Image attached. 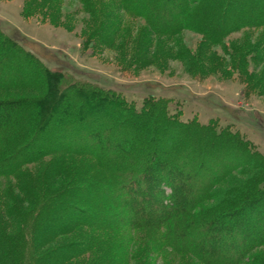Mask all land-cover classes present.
Instances as JSON below:
<instances>
[{"label":"trees","instance_id":"obj_1","mask_svg":"<svg viewBox=\"0 0 264 264\" xmlns=\"http://www.w3.org/2000/svg\"><path fill=\"white\" fill-rule=\"evenodd\" d=\"M79 1L90 12L93 0ZM145 1L153 7L146 6ZM145 1L119 0L113 10L123 13L122 20H143V38L151 42L153 37L175 39L186 30L198 34L203 39L193 56L186 51L178 53L186 65L199 75L214 71L223 78L236 73L244 90L264 93V73L256 71L264 60V0ZM30 2L27 15L50 8L44 0ZM108 19H103L101 23L106 24L93 31L90 39L94 37L97 45L111 48L118 27L115 29L116 18ZM258 31L256 36L248 34ZM240 32L241 49L224 43ZM26 41L21 35L10 37L0 29V138L27 144L41 140L39 146L50 145L42 132L55 117L51 133L59 136L60 142L72 135L87 145L66 151L63 147L36 148L33 154L32 150L26 153L27 144L9 152L1 148L0 181L5 184L0 182L4 199L0 208V264H129L136 251L131 248V232L135 231L157 237V244L165 248L161 251L199 264H261L247 252L258 243L264 245L259 238L264 235V166L241 136L213 121H182L179 103L174 100L148 95L137 106L116 90L77 78L69 72V64L62 65L61 71H51L24 47ZM214 47L220 48L216 57ZM135 48L129 65L148 66V58L141 54L144 48L140 44ZM201 61H205L207 70L197 67ZM14 91L32 95L3 98ZM51 99L57 100L62 109L56 115L47 110ZM100 116L116 124L106 135L114 140H102L105 134L99 128ZM124 128L125 134L144 137L150 131L152 137L141 144L137 140L128 142L122 137ZM156 134L161 139L157 140ZM176 135L191 140L190 144L180 145ZM94 146L96 149L91 150ZM129 146L139 148L138 159ZM66 152L88 155L96 162V170L88 166L76 171L64 164L52 171L65 178L73 173L77 180L71 177L65 190L73 187L71 193L84 192L80 198L79 194L57 193L50 181L45 183L43 179L38 187L35 177L29 175L33 171L27 169L45 157ZM130 160L134 162L132 167ZM233 174L245 176L242 185L230 182L228 192L222 197L218 193L215 206L203 207L202 203L214 199L211 190ZM23 176L26 180L22 183ZM10 178L21 180L15 182L23 193L20 199L10 194L5 182ZM188 188L195 192H187ZM93 193L97 201L92 199ZM70 200L85 206L88 213L72 207ZM123 235L129 242L122 240ZM68 236L72 237L69 242L54 245L58 238ZM150 247L143 251L154 253ZM225 252L228 256L219 255ZM261 260L264 264L263 256ZM173 262L169 264L178 263Z\"/></svg>","mask_w":264,"mask_h":264},{"label":"rangeland","instance_id":"obj_2","mask_svg":"<svg viewBox=\"0 0 264 264\" xmlns=\"http://www.w3.org/2000/svg\"><path fill=\"white\" fill-rule=\"evenodd\" d=\"M44 1H47L46 3L50 8H39L27 15L26 11L31 10L30 0H0V29L10 37L17 38V35L24 37L27 40L23 43L24 47L36 54L51 71H61L63 70L61 67L62 65L69 64V72L74 74L77 78L84 79L100 87L116 90L127 100L133 101L137 106H140L142 98L148 95H154L178 102V108L182 113L180 118L182 121H189L196 118L200 123L213 121L217 123L219 127L228 128L241 136L243 142L248 143V146L253 152L257 153L256 156H254L257 162L263 163L264 166V93L261 92V94H257L256 92L244 90L245 85L240 82L236 73H230L223 78L214 71V73L210 72L199 75L193 68H190L191 66L186 65L184 61L185 58L178 53L186 51L190 56H193L197 52L196 49L201 42V36L186 30L175 39L160 40L159 38L153 37L154 39H152V42L146 40L143 38L144 36L142 34V31L145 29L143 20H131L130 18H124V20H122L121 15L123 13L121 11L119 13L117 11L114 12L113 9L115 4H117L119 0H93L90 12L84 9L82 2L79 0ZM145 2L147 6L148 2ZM93 3H95V6H93ZM148 7L153 6L148 5ZM41 14L45 16V18H43ZM106 16H108L109 19H117L115 29L118 27V34L116 38L114 37L111 48H106L100 44L97 45L94 37L90 39L93 35V31H98L101 25L106 24L101 23ZM122 17L124 16L122 15ZM52 19H55L54 23H50ZM248 34L256 36L259 34V31ZM224 41V43L241 49L243 37H241L240 32L231 35ZM148 42L149 44H147ZM137 44H140L144 48L141 54L144 56L145 53V57L148 58L149 61H145L149 64L148 66H141L138 68L136 65H129V62L133 59L132 54L133 51L136 50L135 47ZM95 47L97 48L95 49ZM139 49V51L142 50V48ZM212 50L216 52V55H214L215 57L220 54L219 47H214ZM230 57L231 56H228L227 59ZM134 61L136 62L138 60L134 59ZM254 64L255 63H253L252 69L250 70L251 72L255 69ZM197 67L201 70L204 68V70H207L205 61H201V63L197 64ZM256 71L259 74L264 73V60L258 63ZM205 72H209V70ZM31 95L30 92L24 93L14 91L3 95V98L17 99ZM49 104L47 110L51 114L53 113L56 115L62 110L60 109V104L55 99H51ZM69 108L70 107H67V109ZM0 113H3V111L0 110ZM100 117L101 118H98L100 119L98 121L100 124L99 128H101L105 134V138L102 140H114L112 136L107 138L106 135L116 124L113 121H107L108 117ZM54 118L51 123L47 124L46 130L42 132L44 133L43 139L46 140L48 144L50 143V145L44 144V146H39L38 143L41 140H34L33 144H31V142L27 144L24 140H7V138H0V150L1 148L3 150L6 148L9 152L12 151L15 146L20 147L23 144H27L25 148H28L26 153L32 150V154L36 152V148L56 150L63 147V150L66 151L71 148L80 150L86 147V143L83 144L79 142L80 140H76L72 135L68 140L60 142L59 136L51 133V130L54 129V127H52L55 122ZM124 129L122 137L128 140V142L130 140H137V142L141 144L152 137L150 131L147 135L142 137L141 135L125 134L127 129ZM155 136L157 140L162 137L158 134ZM176 140L180 145L190 144L191 142V140L185 141L182 135H176ZM203 140L207 142V140ZM132 148L131 151L133 155L139 153V148ZM95 149V146L91 148V150ZM170 149L174 150L173 147H170ZM208 150L211 151L210 149ZM26 153L20 156V159L25 157ZM138 155L139 154H137V159ZM130 159L133 160V156H131ZM131 160L128 163L132 167L134 166V162ZM242 160L239 162L240 164L243 163L244 160ZM95 163L96 162L88 155L66 152L65 154L61 153L45 157L40 160L37 165L28 167L27 169L33 171L29 172V175L35 177L33 180H35L37 186L38 182H42L41 179H43L44 181L46 180L45 183L50 181V184L57 190V193L60 191L64 193L65 191V194H79L77 196L80 198L83 196L84 192L74 191V193H71L73 187H70V189L68 187L67 190H65V184L70 181L71 177L75 182L77 180V178H73V173L66 175L67 178H65L62 175L53 174L52 171H55L57 165L62 167L64 164L70 166L71 169L77 168L76 171H84L88 166L96 170ZM47 169L48 173L46 174ZM246 172L250 174L251 171ZM44 173L46 175H44ZM76 174L80 173L78 172ZM31 176H29L30 180ZM244 178L245 176L230 175L228 179L211 190L210 194H215L214 199L212 198L210 202H205V204L202 203L203 207L215 206L219 201L218 197L220 195L222 197L225 192H228L227 189L231 188L229 186L241 184L244 182ZM25 180L23 176L22 183L25 182ZM2 181L0 182L2 183ZM20 181H14L11 178L5 181L7 187L10 188V194L15 195L18 199L22 197L23 193L20 189H17L15 182L18 184ZM230 182H232V185ZM205 184L206 183H203L202 185ZM192 188H188L187 192H195ZM164 189H166V187L163 188V190ZM37 190L38 193H40L42 187ZM2 197L3 195L0 193V208L4 204V199ZM91 197L96 201L98 199L95 193H93ZM68 203L72 205V207L74 206V208L88 213L87 208L85 206H80L76 201L70 200ZM72 212L71 214L77 217L75 214L76 212L73 210ZM110 214H112V212ZM131 233L133 234V245L131 248L136 251L129 264H169L171 260L172 263H175L173 260L177 261V264H199L188 257L182 258V256H179L178 258L169 251H161L160 249L165 248L157 244L158 242L155 241L157 237L153 236V238L152 236H148L149 234H144V231H135ZM125 235L127 234L125 233ZM125 235H123L122 240L125 242L128 240L129 242V237ZM71 236L58 238V241L56 240L57 243L54 245L58 246L69 242L72 238ZM259 238L260 241H263L264 235ZM242 243H245V241H242ZM129 244L131 245V243ZM148 245L153 247L150 248L154 253L149 254L143 251ZM245 245L246 244H244V246ZM239 250L240 249L237 247L236 251ZM243 251L245 250H242L241 253ZM247 253L253 258H257L258 262L263 264L261 258L262 256L264 258V245L258 243L254 247L248 249ZM219 255L223 257L228 256L226 252Z\"/></svg>","mask_w":264,"mask_h":264}]
</instances>
